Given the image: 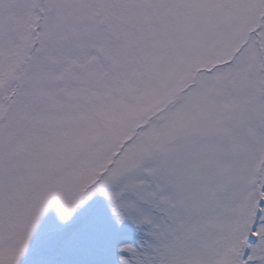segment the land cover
<instances>
[{
	"label": "snow or ice",
	"instance_id": "obj_1",
	"mask_svg": "<svg viewBox=\"0 0 264 264\" xmlns=\"http://www.w3.org/2000/svg\"><path fill=\"white\" fill-rule=\"evenodd\" d=\"M0 264H264V0H0Z\"/></svg>",
	"mask_w": 264,
	"mask_h": 264
}]
</instances>
